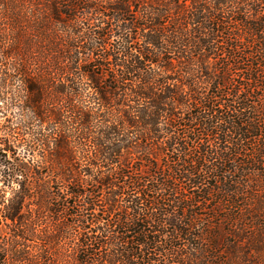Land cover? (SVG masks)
<instances>
[{"label":"trees","instance_id":"1","mask_svg":"<svg viewBox=\"0 0 264 264\" xmlns=\"http://www.w3.org/2000/svg\"><path fill=\"white\" fill-rule=\"evenodd\" d=\"M0 264H264V0H0Z\"/></svg>","mask_w":264,"mask_h":264}]
</instances>
